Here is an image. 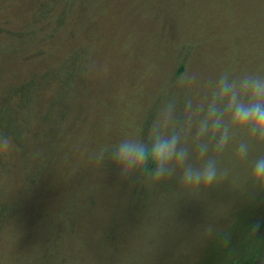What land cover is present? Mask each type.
<instances>
[{
	"label": "rangeland",
	"instance_id": "374dc122",
	"mask_svg": "<svg viewBox=\"0 0 264 264\" xmlns=\"http://www.w3.org/2000/svg\"><path fill=\"white\" fill-rule=\"evenodd\" d=\"M257 67L264 0H0V264H264V190L230 153L195 195L89 160L178 72Z\"/></svg>",
	"mask_w": 264,
	"mask_h": 264
},
{
	"label": "clouds",
	"instance_id": "9594fccd",
	"mask_svg": "<svg viewBox=\"0 0 264 264\" xmlns=\"http://www.w3.org/2000/svg\"><path fill=\"white\" fill-rule=\"evenodd\" d=\"M9 147L0 135V151ZM226 152L244 165L246 184L264 190V67L178 72L141 121L98 142L89 160L145 186L173 181L174 194L195 195L232 174L221 163Z\"/></svg>",
	"mask_w": 264,
	"mask_h": 264
},
{
	"label": "trees",
	"instance_id": "16d2710c",
	"mask_svg": "<svg viewBox=\"0 0 264 264\" xmlns=\"http://www.w3.org/2000/svg\"><path fill=\"white\" fill-rule=\"evenodd\" d=\"M21 91H22V93H24V91H25V88H23V87H21ZM24 103H25V101H24ZM21 107H23V104H22V106ZM23 112V111H22ZM9 115H11V116H13L14 114H11V112L8 110V112H6V111H4V113H3V117L1 118V119H3L4 120V125H3V127H2V130L4 131V132H10V133H12L13 135H14V139H15V134H14V132L10 129L12 126H13V124L11 125V120H10V118L9 117H11V116H9ZM211 246V245H210Z\"/></svg>",
	"mask_w": 264,
	"mask_h": 264
}]
</instances>
